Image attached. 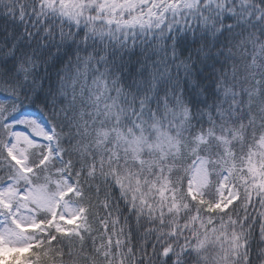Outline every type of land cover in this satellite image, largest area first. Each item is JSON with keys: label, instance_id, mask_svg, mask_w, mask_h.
<instances>
[{"label": "snow or ice", "instance_id": "1", "mask_svg": "<svg viewBox=\"0 0 264 264\" xmlns=\"http://www.w3.org/2000/svg\"><path fill=\"white\" fill-rule=\"evenodd\" d=\"M93 224L264 264V0H0V247L63 264Z\"/></svg>", "mask_w": 264, "mask_h": 264}, {"label": "trees", "instance_id": "2", "mask_svg": "<svg viewBox=\"0 0 264 264\" xmlns=\"http://www.w3.org/2000/svg\"><path fill=\"white\" fill-rule=\"evenodd\" d=\"M153 204L155 206L158 204V201H153ZM93 210H95V201H93ZM100 215H103V212H101ZM122 226L123 221H121V224L116 225L115 230L117 234H119ZM93 228L95 230L92 233V238L88 239V242L83 249L80 247L79 243H77L73 248L71 256L67 254L68 249H64L65 255L63 257V264H119L122 257H128V259L124 261V264H141L140 252L135 254L137 256L136 262L132 260L131 254L128 252L130 245L127 242V228L124 229V235L120 237L122 243L119 248H117L115 243L116 236H113L112 245L110 246L106 234L100 231L95 224H93ZM40 238L42 239L43 237ZM133 244H135V241H133ZM17 253L18 252L12 254V256H16ZM56 264H59V259H57ZM157 264H159L158 261Z\"/></svg>", "mask_w": 264, "mask_h": 264}, {"label": "rangeland", "instance_id": "3", "mask_svg": "<svg viewBox=\"0 0 264 264\" xmlns=\"http://www.w3.org/2000/svg\"><path fill=\"white\" fill-rule=\"evenodd\" d=\"M9 254H12V251H5L3 247H0V262L4 261L6 258H9Z\"/></svg>", "mask_w": 264, "mask_h": 264}]
</instances>
